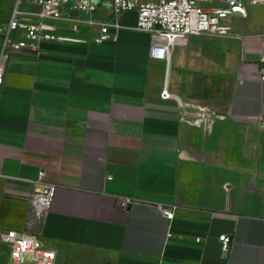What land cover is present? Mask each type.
Returning a JSON list of instances; mask_svg holds the SVG:
<instances>
[{
    "label": "crops",
    "instance_id": "obj_1",
    "mask_svg": "<svg viewBox=\"0 0 264 264\" xmlns=\"http://www.w3.org/2000/svg\"><path fill=\"white\" fill-rule=\"evenodd\" d=\"M240 1L228 34L179 41L169 66L151 58L157 37L134 10L116 39L10 53L0 227L25 228L31 195L53 184L36 231L57 264H264V1ZM13 6L0 0V25ZM166 81L176 98L162 97Z\"/></svg>",
    "mask_w": 264,
    "mask_h": 264
},
{
    "label": "built area",
    "instance_id": "obj_2",
    "mask_svg": "<svg viewBox=\"0 0 264 264\" xmlns=\"http://www.w3.org/2000/svg\"><path fill=\"white\" fill-rule=\"evenodd\" d=\"M264 0H251L258 4ZM35 3L38 13H25L24 3ZM137 11V29L153 34L157 40L150 48L154 60L170 65L179 41L204 33L226 35L230 27L222 19L232 14L246 15L240 0H14L11 17L0 25L3 46L0 53V86L4 82L2 61L20 50L42 51L47 43H102L117 38L120 28L118 15ZM259 79L264 82V66ZM161 95L176 98L167 81ZM56 186L43 184L30 197L33 214L23 229L0 227V258L7 264H57L58 251L36 231L53 202ZM130 199L122 202L127 208ZM164 215L173 220L175 207L162 206ZM223 254L227 255L232 237H219Z\"/></svg>",
    "mask_w": 264,
    "mask_h": 264
},
{
    "label": "rangeland",
    "instance_id": "obj_3",
    "mask_svg": "<svg viewBox=\"0 0 264 264\" xmlns=\"http://www.w3.org/2000/svg\"><path fill=\"white\" fill-rule=\"evenodd\" d=\"M31 215H33V214L30 212V209H29V213L27 214L26 217H29V216H31ZM26 219H27V218H26ZM0 264H7V263H6V260L0 258Z\"/></svg>",
    "mask_w": 264,
    "mask_h": 264
}]
</instances>
